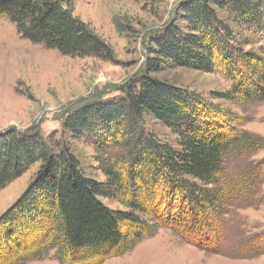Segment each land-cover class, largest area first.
<instances>
[{
	"label": "trees",
	"instance_id": "trees-1",
	"mask_svg": "<svg viewBox=\"0 0 264 264\" xmlns=\"http://www.w3.org/2000/svg\"><path fill=\"white\" fill-rule=\"evenodd\" d=\"M218 12L258 27L264 0L182 2L177 18L153 39L154 58L118 86V96L93 98L67 113L62 131L90 139L103 181L84 172L62 136L45 137L37 125L0 135V189L39 163L0 215V264L51 251L58 264H104L160 228L218 253H264V236L228 247L235 230L228 217L256 204L264 184V158L242 162L264 148V139L238 129L228 107L151 75L169 66L218 73L232 81L218 99L230 105L264 99V60L243 49ZM0 18L23 39L62 55L114 58L66 0H0ZM147 116L176 135V146L146 129Z\"/></svg>",
	"mask_w": 264,
	"mask_h": 264
},
{
	"label": "rangeland",
	"instance_id": "rangeland-1",
	"mask_svg": "<svg viewBox=\"0 0 264 264\" xmlns=\"http://www.w3.org/2000/svg\"><path fill=\"white\" fill-rule=\"evenodd\" d=\"M66 1L72 3L73 14L110 46L114 58L102 61L62 55L23 39L14 24L7 18H0V135L11 128L25 130L37 125L45 137L62 136L84 172L103 181L90 139H73L62 131L66 115L90 99L118 96V86L144 70L146 63L154 58V37L177 18L178 7L186 0ZM218 14L231 26L235 37L244 43L243 49L253 51L264 60V12L258 27L241 25L225 12ZM181 23V19L176 20L177 25ZM151 75L204 96L212 104L228 107L239 119L238 129L264 139V99L235 105L218 99L216 94L225 93L232 87V81L222 75L174 66ZM144 126L160 142L176 146V135L161 122L147 116ZM263 158L264 148L242 162ZM38 166L36 163L0 189V215L26 189ZM256 196V204L236 208L228 217L235 227L228 247H237V243L245 239L264 236V184ZM103 202L113 209L121 208L115 202ZM54 254L51 251L41 259L23 264H58ZM104 264H264V253L247 256L218 253L184 242L169 228H160L139 241L130 252Z\"/></svg>",
	"mask_w": 264,
	"mask_h": 264
},
{
	"label": "bare ground",
	"instance_id": "bare-ground-1",
	"mask_svg": "<svg viewBox=\"0 0 264 264\" xmlns=\"http://www.w3.org/2000/svg\"><path fill=\"white\" fill-rule=\"evenodd\" d=\"M0 41H1V40H0ZM4 45H5V44H4ZM5 47H6V46H5ZM9 47H10V45H9ZM13 47H15V46L13 45ZM11 49H12V48H11ZM11 49H10V50H11ZM13 49H14V48H13ZM11 51H12V50H11Z\"/></svg>",
	"mask_w": 264,
	"mask_h": 264
}]
</instances>
